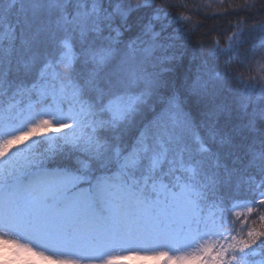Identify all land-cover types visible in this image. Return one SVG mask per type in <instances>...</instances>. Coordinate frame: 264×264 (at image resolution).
Returning <instances> with one entry per match:
<instances>
[{"label":"snow or ice","instance_id":"snow-or-ice-1","mask_svg":"<svg viewBox=\"0 0 264 264\" xmlns=\"http://www.w3.org/2000/svg\"><path fill=\"white\" fill-rule=\"evenodd\" d=\"M152 3L0 0V246L20 264H234L264 237L210 239L229 240L228 214L243 213L217 194L245 175L244 203L264 205V85L229 105L209 81L178 82L166 26L139 11ZM61 142L88 159L49 168Z\"/></svg>","mask_w":264,"mask_h":264},{"label":"trees","instance_id":"trees-1","mask_svg":"<svg viewBox=\"0 0 264 264\" xmlns=\"http://www.w3.org/2000/svg\"><path fill=\"white\" fill-rule=\"evenodd\" d=\"M139 2L141 0H132L133 6ZM139 11L148 18L156 14L160 16L156 22L157 31L161 25L166 26L162 36L166 43L174 46L171 51L178 57L173 69L178 82L189 85L198 78L209 81L221 101L229 105L236 104L242 98L255 100L259 96V91L254 93L253 89L264 85V47L261 46L264 44V0H153L149 8ZM230 40V51L217 55V44L220 49H228ZM18 99H22L25 105L29 103L27 97ZM186 104L187 110L195 116L191 100H186ZM68 131L67 128L60 132L49 129L47 135L61 136ZM43 137L44 134L30 137L19 146L23 147L33 139L42 140ZM61 145L55 155L46 161L49 168L76 169L79 167L78 161L88 159L85 153L62 142ZM47 148V144L37 145L39 153H45ZM250 174L255 176L258 183L260 177L256 176L255 171L250 170ZM247 180L248 176L245 175L243 181L237 182L238 187L226 188L217 194L218 198L223 196L226 201H233L236 204L234 211L243 213L239 218L228 214L230 226L225 234L229 240L222 243L230 242V236L247 239L250 228L264 230V221L259 219L264 215V205L259 204L258 195L255 204H248L254 211L251 214L246 211L244 202L253 199ZM252 189L255 190V185ZM211 203L208 201L204 206L205 214L212 211ZM262 241L264 237L245 249L249 253L245 261L242 262L237 254L235 264H256L264 260V247H257Z\"/></svg>","mask_w":264,"mask_h":264},{"label":"rangeland","instance_id":"rangeland-1","mask_svg":"<svg viewBox=\"0 0 264 264\" xmlns=\"http://www.w3.org/2000/svg\"><path fill=\"white\" fill-rule=\"evenodd\" d=\"M55 127H59V125H55ZM247 207H249L248 204H246ZM246 207V208H247ZM226 235V234H225ZM227 236V235H226ZM211 240H217L220 239L221 242L224 240L221 237H211ZM185 251H191V249H187ZM7 253V259H4L2 255H0V264H20L19 261L13 259L14 251L12 248L8 246H0V254ZM177 254H182V253H175V252H170L169 255H177ZM33 260L34 264H48L47 261H42L38 257H31ZM167 258L162 257L160 259H153L151 258V253H148L147 255L144 252H140L138 255L133 254L131 259H127L121 262V264H165ZM189 264H199V262L192 261L189 262ZM235 264V262H234ZM256 264H264V260L259 261Z\"/></svg>","mask_w":264,"mask_h":264}]
</instances>
